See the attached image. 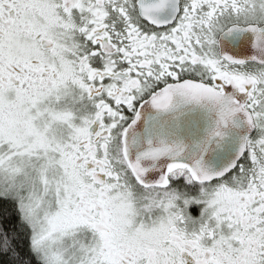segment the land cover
<instances>
[{"label": "snow or ice", "instance_id": "snow-or-ice-1", "mask_svg": "<svg viewBox=\"0 0 264 264\" xmlns=\"http://www.w3.org/2000/svg\"><path fill=\"white\" fill-rule=\"evenodd\" d=\"M0 264H264V0H0Z\"/></svg>", "mask_w": 264, "mask_h": 264}]
</instances>
